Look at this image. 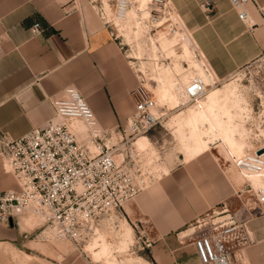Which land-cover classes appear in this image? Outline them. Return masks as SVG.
<instances>
[{
    "label": "crops",
    "instance_id": "crops-1",
    "mask_svg": "<svg viewBox=\"0 0 264 264\" xmlns=\"http://www.w3.org/2000/svg\"><path fill=\"white\" fill-rule=\"evenodd\" d=\"M194 1L210 21L192 22L186 17L193 30L215 29L222 15L228 14L229 0ZM257 2L264 4V0ZM247 8L252 22L242 20L237 10L229 15L257 35L264 26L259 25L255 9ZM181 14L188 13L181 8ZM35 22L41 23L40 34L32 31ZM121 45L92 0H0V133L17 138L55 118L51 98L69 85L80 91L103 128L124 127L134 110L131 91L141 83V75ZM208 151L164 173L125 206L130 219L147 220L154 239L150 250L124 251L125 256L138 253L144 264H202L194 237L184 236L190 231L187 226L235 191L230 177ZM18 187L0 154V191ZM28 215L9 225L0 224V264L98 262L83 257L80 249L68 252L59 243L47 241L43 223L32 226ZM251 229L256 242L245 250V259L248 264H264V214L252 221ZM116 253L119 257L122 251ZM119 259L123 264L127 261Z\"/></svg>",
    "mask_w": 264,
    "mask_h": 264
},
{
    "label": "built area",
    "instance_id": "built-area-1",
    "mask_svg": "<svg viewBox=\"0 0 264 264\" xmlns=\"http://www.w3.org/2000/svg\"><path fill=\"white\" fill-rule=\"evenodd\" d=\"M239 17L248 22L252 6L264 22V4L257 0H229ZM169 0H151L152 24L164 16ZM130 0H116L114 13L124 16ZM98 12L107 26L110 20L103 5ZM170 13V11H168ZM166 16V15H165ZM253 22L251 26H255ZM34 34L42 32L40 22L32 26ZM207 84L196 76L188 87L189 97L198 100L206 92ZM134 110L120 129V141L107 144L108 133L98 122L89 103L72 86L51 98L55 118L35 127L17 138L0 133V154L7 170L16 178L19 187L0 191V224L27 214L41 216L47 227L54 231L56 240L72 242L84 252V242L96 236L99 229L115 228L126 216V204L132 202L144 189L146 180L129 152L134 140L161 124L164 112L154 93L144 83L131 91ZM79 119L89 128L87 140H81L71 121ZM121 146L122 159L117 151ZM263 149L261 153H258ZM120 154V152H119ZM237 167L245 173L259 174L264 170V142L237 160ZM250 190L255 203L264 211V185ZM225 205V206H224ZM193 225V243L202 264H248L243 249L251 243L252 232L247 219L230 212L227 203L220 210L212 208L198 217ZM145 241L137 250L150 247Z\"/></svg>",
    "mask_w": 264,
    "mask_h": 264
},
{
    "label": "rangeland",
    "instance_id": "rangeland-1",
    "mask_svg": "<svg viewBox=\"0 0 264 264\" xmlns=\"http://www.w3.org/2000/svg\"><path fill=\"white\" fill-rule=\"evenodd\" d=\"M105 1L109 4L107 5ZM92 2L97 10L101 5L104 6L107 19L110 20V29L114 32L119 42H121V46L129 57L132 66L138 70V67L143 65L146 71L142 70L143 73L138 71L141 75V82L154 93L159 110L166 112L164 118L161 120V124L146 133L150 138L151 145L149 144L144 149H139L136 143L134 147L132 145L128 147L129 152H133L135 151L133 148H137V151H135L136 161L141 165L143 170L142 177L146 180L142 191L154 185L164 173L179 166L182 162L188 161V157L183 150L182 139L175 132L176 128L172 121L178 113L188 111L190 107L196 105L198 100L189 99L187 96L188 101L186 103L180 102L178 106L170 108L168 104L160 101L158 93L154 89L158 85L159 77L171 78L172 81L176 82L177 78L180 81L178 86H183L195 74H200V72L205 73L204 68H200L183 56V41L179 42L177 38L178 31L186 29V36L200 43L199 54H196L198 62L202 65V60H205L206 67L209 64L217 74V78L212 79L208 83V90L204 95L206 96L213 87L223 86L231 82L229 88L231 91L234 121L238 125L237 137L243 139L246 149L264 142V30H260L255 35L254 31L249 30L245 23L233 16L230 17V11L236 13V8L230 2L226 6L228 14L222 15L223 20H218L222 24H217L218 27L216 25L215 29L207 31H196L193 30L191 25L189 26L187 18L192 22L210 21L201 13L199 5L194 0H169V7L163 10L165 12L163 15H166V19L161 24H152L149 9L147 8L148 5L146 8H138V14L136 12L137 15L130 20V25H126L124 22H117L114 19L116 0H92ZM181 8L186 9L188 14H184L185 16L181 14ZM258 22H260L259 25L264 26V22L259 15ZM257 38H259L261 44H258ZM189 46L192 48L190 41ZM138 51L142 52V58L134 57L136 55L135 52ZM156 62L158 63V67L156 66ZM172 69L174 73H172ZM71 122H73L71 126L74 129H76L77 125L81 133L86 136V127L88 129V126L82 121L74 122L72 120ZM104 129L108 132L105 138L107 144H113L122 139L121 128ZM210 145L209 149L211 151H208V153L217 158L225 173L235 185L234 194L214 208L220 210L221 206L227 203L230 212L237 213L242 218L248 220L252 232V221L262 216L264 211L260 210L255 203L254 193L250 190V185H248L250 182L248 180L245 182V179L234 169V161L225 142L220 138H216L213 142H210ZM119 152L122 151H117V158L121 160L122 154H119ZM251 182L254 185L258 183L252 179ZM28 217L30 218L29 224L32 226L43 223L42 230H44L43 232L47 241L51 240L53 243H59L62 249L68 252L75 250L76 247L72 242L56 240L53 231L45 225L44 219L36 217L33 214L28 215ZM125 218L128 219L133 228L129 226ZM121 219L123 220L119 219L121 223L118 229L117 227H115L116 229H104V235L100 234L84 242L81 246L84 252L81 255L83 257L87 256L93 262L94 259L97 260L98 262H94V264H102L103 261H106L105 255L102 251H98L100 248L95 247L101 245L102 241H105L112 244L113 254L110 257L117 264H123L124 261L121 262L119 258L125 259L124 257L136 258V261L125 259L127 260L125 264H144L142 260L143 256L138 255V253L125 256L124 251L127 253L137 250V246H141L145 241H150L152 244L150 247L142 250H150L154 243V239L151 237L153 229L149 227V223L143 218L140 220L130 219L126 214ZM191 227L193 225L188 224L187 228ZM191 230L187 231V233L193 231ZM189 236L194 237V235ZM98 237H100L101 242L97 241ZM255 242L252 232L251 243L243 249L244 255L246 254L245 250L252 244H255ZM91 248L95 250H91ZM117 250L119 252L122 251L119 257L118 253H116Z\"/></svg>",
    "mask_w": 264,
    "mask_h": 264
},
{
    "label": "bare ground",
    "instance_id": "bare-ground-1",
    "mask_svg": "<svg viewBox=\"0 0 264 264\" xmlns=\"http://www.w3.org/2000/svg\"><path fill=\"white\" fill-rule=\"evenodd\" d=\"M105 2L107 5L109 4L107 1ZM146 7L149 9V16L151 20V16L153 14L151 0H130V6L127 8L126 14L124 16H118L114 13V19L117 22H120V23L124 22V24L130 25V20L135 15L138 14L137 9L146 8ZM165 19H166V16H162L158 20L159 22L157 23L161 24L163 23ZM183 30L178 31L177 33V38L179 42L183 41L182 43L183 56L186 57L191 62H193L195 65H198L200 68H204L205 73L203 74L202 72H200V74H195L194 76H192V78L189 81L183 84V88H182V85L178 86L180 81L177 78H176L177 80L176 82V81H172L171 78L167 79L164 77H159L158 85L154 87V89L158 93V97L160 98V101L164 104H168L170 108H174L178 106L180 102L186 103L188 101L187 99L188 98L190 99L189 94H188V87L191 85L193 79L197 75L201 76L205 80L207 86H208V83L212 81V79L216 78V75L214 71H212L211 68L209 67V64L207 65L208 67H206L204 63L205 60H202L203 61L202 65L198 62V59H197L198 57L196 54H199L198 53L199 44L197 43L195 39L191 40L190 38H188L185 33L186 29L184 31ZM189 41L191 42L192 48L189 46ZM135 54L136 55H134V57L142 58L141 51L135 52ZM156 66L158 67L157 62H156ZM138 70L139 72H142V70L146 72L143 65H140V67H138ZM171 71L172 73H174L173 69ZM230 84L231 82H228L224 84L223 86H219V87L217 86V87L211 88L209 92L207 93V95L206 96L204 95L205 97L203 96V98H198V103L196 105H194L193 107H190L188 111L178 113L176 117L174 118V120L172 121V123L176 128L175 132L182 139L183 150L186 153L188 158L198 155L200 153H203L206 150H209L211 146L210 142H213L216 138L222 139L225 142V144L228 146L231 152V158L234 161V169L236 170V172L243 179H245V182L248 180L250 184L256 188V187L264 185V170L259 174H254V173H248V172L245 173L237 167V160L243 157L247 151L252 150L254 146L246 149V144H244L243 139L237 137L238 125L234 121V112H233L232 105H231V95H230L231 91L229 88ZM207 90L208 88L206 87V92ZM163 112L164 114L166 113L165 111ZM74 120L81 122V120L79 119H74ZM72 123L73 122H71V125ZM75 130L78 134V137L81 140H87L89 136V131H88L89 128L87 129L86 127L87 134L86 136L83 135L84 137L81 136L82 133L80 129L77 127V125H76ZM139 136L140 137L137 136L138 139L136 138L132 145H134V143L136 142L139 149H144L147 146H149L151 141L148 138V136L146 134H142V135L140 134ZM123 149H125L124 146H121L120 151H122ZM120 153L122 154V152ZM251 179L258 183L254 185L251 182ZM130 203L131 202H129L128 204ZM128 204H126V206ZM258 208L260 209L259 206ZM35 216L42 218L41 216H37V215ZM122 220L123 219H121V221ZM121 221L117 225V229L119 228ZM49 229L52 230L51 228ZM190 229L193 230V227L189 228V230ZM103 233H104V230L99 229V232L96 236L103 234ZM53 234H54V231H53ZM189 234H191V232H188V233L185 232L184 236L189 235ZM96 236H93L92 238H95ZM99 238L100 237L97 238V241H100ZM95 248H100V250L98 251H102L104 253L105 258H106L105 259L106 261L104 262V264H117L116 261L110 257V255L113 254L111 243L102 241L101 245H98ZM91 250H95V249L91 248Z\"/></svg>",
    "mask_w": 264,
    "mask_h": 264
},
{
    "label": "water",
    "instance_id": "water-1",
    "mask_svg": "<svg viewBox=\"0 0 264 264\" xmlns=\"http://www.w3.org/2000/svg\"><path fill=\"white\" fill-rule=\"evenodd\" d=\"M263 151V149H260L259 151H258V153H261Z\"/></svg>",
    "mask_w": 264,
    "mask_h": 264
}]
</instances>
